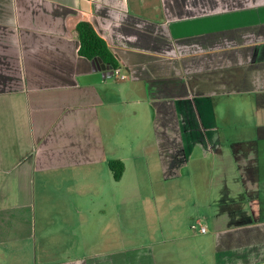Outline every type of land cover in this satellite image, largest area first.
<instances>
[{
    "label": "crops",
    "instance_id": "obj_1",
    "mask_svg": "<svg viewBox=\"0 0 264 264\" xmlns=\"http://www.w3.org/2000/svg\"><path fill=\"white\" fill-rule=\"evenodd\" d=\"M263 108L264 0H0V264H264Z\"/></svg>",
    "mask_w": 264,
    "mask_h": 264
},
{
    "label": "trees",
    "instance_id": "obj_2",
    "mask_svg": "<svg viewBox=\"0 0 264 264\" xmlns=\"http://www.w3.org/2000/svg\"><path fill=\"white\" fill-rule=\"evenodd\" d=\"M77 38L79 41V56L87 60L100 58L104 64L111 66L113 70L121 68L119 59L103 38H101L93 25L89 22H79L76 26ZM115 181H119L123 175L124 165L119 160H112L109 163Z\"/></svg>",
    "mask_w": 264,
    "mask_h": 264
},
{
    "label": "rangeland",
    "instance_id": "obj_3",
    "mask_svg": "<svg viewBox=\"0 0 264 264\" xmlns=\"http://www.w3.org/2000/svg\"><path fill=\"white\" fill-rule=\"evenodd\" d=\"M258 99V98H257ZM260 100H261V98H260ZM257 102V101H256ZM259 102V101H258ZM258 102H257V104H258ZM258 112H260V109L258 110ZM262 115H263V117H264V108L262 109ZM261 115V116H262ZM262 117V118H263ZM263 120H264V118H263ZM262 120V121H263ZM255 128H257L258 130L260 129V127H255ZM239 131V130H238ZM259 133H261V134H257L258 135V137H261L262 136V138H259L256 142H252V143H250V146L251 147H257V148H261V149H263L264 150V129H262V131L261 130H259L258 131ZM242 133V132H241ZM247 146H249V144H247ZM131 161H132V158H127V163L128 164H130L131 163ZM142 164L144 165V167H145V169H146V172H147V174L146 173H144L143 174V177H145L143 180H146V181H155L154 180V175L151 173L150 174V160H149V158L147 157V158H144L143 159V161H142ZM130 166V165H129ZM129 174H130V172H129ZM133 179H134V175L131 173L130 175H128V177L125 179V181H133ZM137 179H138V176H137ZM136 179V180H137ZM123 191V190H122ZM143 192H146V194L148 195V192H149V189H146V190H143ZM125 193H127V195H126V197L127 196H130L131 195V190H129V189H127L126 190V192ZM143 223V225L142 224H140L141 225V229H142V231L143 232H145L146 231V229H147V227H145V225H147L146 224V222H142ZM194 223V222H193ZM227 223H229V222H227ZM137 224V223H136ZM191 226H195L196 227V229L193 231V230H191L190 228H189V230L192 232H196V233H198V229H199V227H198V225L197 224H192ZM141 231V230H140ZM128 232H129V230L127 229V235H128ZM195 264H198V262H196Z\"/></svg>",
    "mask_w": 264,
    "mask_h": 264
},
{
    "label": "water",
    "instance_id": "obj_4",
    "mask_svg": "<svg viewBox=\"0 0 264 264\" xmlns=\"http://www.w3.org/2000/svg\"><path fill=\"white\" fill-rule=\"evenodd\" d=\"M93 70L103 72L104 76L112 77L113 76V69L111 66H108L103 63L100 58H95L91 61Z\"/></svg>",
    "mask_w": 264,
    "mask_h": 264
},
{
    "label": "built area",
    "instance_id": "obj_5",
    "mask_svg": "<svg viewBox=\"0 0 264 264\" xmlns=\"http://www.w3.org/2000/svg\"><path fill=\"white\" fill-rule=\"evenodd\" d=\"M113 76H115L116 78L121 79V80L125 79V75L121 74V70L120 69L113 70ZM198 227H199V231L201 233H205L206 229L204 227H201L199 225H198ZM191 229L195 230L196 227L195 226H191Z\"/></svg>",
    "mask_w": 264,
    "mask_h": 264
}]
</instances>
